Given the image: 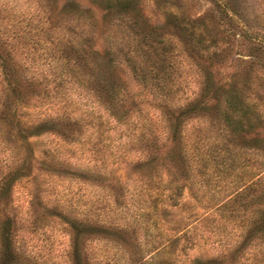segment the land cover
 I'll use <instances>...</instances> for the list:
<instances>
[{"label": "rangeland", "instance_id": "1", "mask_svg": "<svg viewBox=\"0 0 264 264\" xmlns=\"http://www.w3.org/2000/svg\"><path fill=\"white\" fill-rule=\"evenodd\" d=\"M166 2L133 10L163 30L165 11L180 16L198 53L173 59L175 92L163 103L137 95L116 119L91 89L62 81L64 101L48 97L35 112L69 113L79 129L69 140L44 129L23 141L0 127V176L21 166L3 195L15 264H264V0H230L233 12L214 0ZM0 3L16 17L37 6ZM29 56L28 72L51 78L42 49ZM188 103L180 164L166 118Z\"/></svg>", "mask_w": 264, "mask_h": 264}, {"label": "trees", "instance_id": "2", "mask_svg": "<svg viewBox=\"0 0 264 264\" xmlns=\"http://www.w3.org/2000/svg\"><path fill=\"white\" fill-rule=\"evenodd\" d=\"M136 1L89 0L91 6L82 7L77 0H36V12L19 17L11 13V5L0 3V13H7L0 16V127H6L7 136L26 141L29 136L49 130L69 140L78 132V123L69 113L50 119L35 112L48 97L64 101L62 95L58 96L62 81L91 89L116 119L122 117L132 101H140L137 95L160 104L175 92L171 89L176 72L173 59L186 49L191 55L198 53L191 42L193 27H185L181 17L168 10L163 22L167 30L148 24L133 10ZM214 2L221 10L233 12L230 0ZM229 18L234 20L231 15ZM37 49H42L51 64V78L28 72L29 55ZM130 85L139 91L130 92ZM194 110L193 104L188 103L185 108L174 106L167 112L171 140L177 138L173 151L176 153L170 159L175 158L180 164L183 156L178 148L179 117ZM154 140L146 144L151 160L159 148ZM24 160L20 159L21 164ZM150 161H144L147 169L153 165ZM50 164L55 166L54 162ZM18 169L0 176V264L17 262L10 236L15 214L4 215L8 201L3 195ZM255 223L253 220L254 226Z\"/></svg>", "mask_w": 264, "mask_h": 264}]
</instances>
